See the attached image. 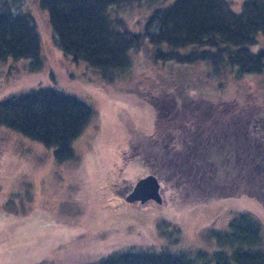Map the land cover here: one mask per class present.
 <instances>
[{"label": "trees", "instance_id": "trees-1", "mask_svg": "<svg viewBox=\"0 0 264 264\" xmlns=\"http://www.w3.org/2000/svg\"><path fill=\"white\" fill-rule=\"evenodd\" d=\"M37 1L48 12L56 46L108 82L131 75L141 55L163 65L180 95L168 109L160 96L147 98L154 131L132 133L130 145L166 186L184 192L179 203L246 195L264 208V105L251 111L215 104L195 97L189 81L194 68L218 77L220 87L229 74L237 80L264 77V0H245L240 12L227 0ZM20 8L16 14L12 0H0V62L29 59L34 72L43 64V44L33 17ZM130 13H139L138 24H131ZM209 66L213 74L205 73ZM93 114L91 105L54 86L0 100V127L52 147L58 163L77 157L73 141ZM231 214L228 230L205 229L206 247L172 249L182 239L181 228L160 217L159 249L131 245L86 264H264L263 220L249 209Z\"/></svg>", "mask_w": 264, "mask_h": 264}, {"label": "rangeland", "instance_id": "rangeland-1", "mask_svg": "<svg viewBox=\"0 0 264 264\" xmlns=\"http://www.w3.org/2000/svg\"><path fill=\"white\" fill-rule=\"evenodd\" d=\"M244 1L227 0L235 12ZM12 2L16 14L22 5L36 22L43 64L33 72L29 59L0 62V100L27 88L54 86L91 105L94 114L73 141L77 157L64 163L55 160L52 147L0 127V264H86L131 245L159 249L164 243L156 228L160 217L181 228L182 239L172 249L206 247L205 229L228 230L235 210L249 209L264 222V208L246 195L187 206L179 203L184 192L161 180V203L122 200L139 178L152 173L130 145L132 133L154 131L155 112L146 99L160 96L167 109L173 108V96L180 92L167 82L163 65L157 68L145 55L135 57L131 75L108 82L56 46L48 12L37 0ZM129 17L138 24L139 13ZM205 70L213 74L211 66ZM205 75L197 68L190 75L195 97L251 111L263 108L264 77L237 80L229 74L220 87L218 77Z\"/></svg>", "mask_w": 264, "mask_h": 264}, {"label": "water", "instance_id": "water-1", "mask_svg": "<svg viewBox=\"0 0 264 264\" xmlns=\"http://www.w3.org/2000/svg\"><path fill=\"white\" fill-rule=\"evenodd\" d=\"M161 182L158 176L151 173L141 177L125 197L128 202H141L142 204L155 201L162 202Z\"/></svg>", "mask_w": 264, "mask_h": 264}, {"label": "flooded vegetation", "instance_id": "flooded-vegetation-1", "mask_svg": "<svg viewBox=\"0 0 264 264\" xmlns=\"http://www.w3.org/2000/svg\"><path fill=\"white\" fill-rule=\"evenodd\" d=\"M122 200L126 201L125 197H123ZM126 202H128V201H126Z\"/></svg>", "mask_w": 264, "mask_h": 264}]
</instances>
